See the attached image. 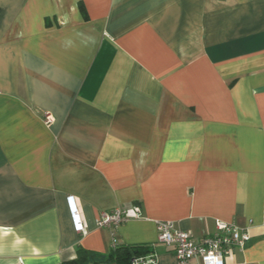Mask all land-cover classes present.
<instances>
[{"label":"crops","instance_id":"obj_1","mask_svg":"<svg viewBox=\"0 0 264 264\" xmlns=\"http://www.w3.org/2000/svg\"><path fill=\"white\" fill-rule=\"evenodd\" d=\"M116 208L156 264L159 221L264 264V0H0V264L107 255Z\"/></svg>","mask_w":264,"mask_h":264},{"label":"built area","instance_id":"obj_2","mask_svg":"<svg viewBox=\"0 0 264 264\" xmlns=\"http://www.w3.org/2000/svg\"><path fill=\"white\" fill-rule=\"evenodd\" d=\"M45 122L51 124L53 117L46 115ZM72 207L76 228L83 231L79 212L74 205ZM133 210L136 215H140L139 207H134ZM128 219L129 212L123 208L104 212L98 219L99 228L110 230L113 249L118 246L116 231ZM156 226L158 243L170 249L178 264H228L230 258L236 256L237 253L244 252L251 242L248 230L240 228L234 223L216 221L214 233L198 238L180 230L172 221H159ZM133 264H156V256L151 254L144 258L134 259Z\"/></svg>","mask_w":264,"mask_h":264},{"label":"trees","instance_id":"obj_3","mask_svg":"<svg viewBox=\"0 0 264 264\" xmlns=\"http://www.w3.org/2000/svg\"><path fill=\"white\" fill-rule=\"evenodd\" d=\"M152 247L145 245L118 244L109 254L102 255L84 249L78 251L77 258L63 264H98L113 262L115 264H133L134 259L144 258L152 254Z\"/></svg>","mask_w":264,"mask_h":264}]
</instances>
